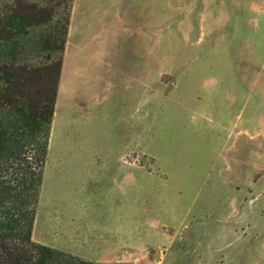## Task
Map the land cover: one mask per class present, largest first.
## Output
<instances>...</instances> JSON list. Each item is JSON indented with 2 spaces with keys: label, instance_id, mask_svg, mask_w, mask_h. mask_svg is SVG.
I'll list each match as a JSON object with an SVG mask.
<instances>
[{
  "label": "rangeland",
  "instance_id": "374dc122",
  "mask_svg": "<svg viewBox=\"0 0 264 264\" xmlns=\"http://www.w3.org/2000/svg\"><path fill=\"white\" fill-rule=\"evenodd\" d=\"M33 240L264 264V0L73 1Z\"/></svg>",
  "mask_w": 264,
  "mask_h": 264
},
{
  "label": "trees",
  "instance_id": "16d2710c",
  "mask_svg": "<svg viewBox=\"0 0 264 264\" xmlns=\"http://www.w3.org/2000/svg\"><path fill=\"white\" fill-rule=\"evenodd\" d=\"M73 1L0 0V264H103L33 240Z\"/></svg>",
  "mask_w": 264,
  "mask_h": 264
},
{
  "label": "water",
  "instance_id": "95a60500",
  "mask_svg": "<svg viewBox=\"0 0 264 264\" xmlns=\"http://www.w3.org/2000/svg\"><path fill=\"white\" fill-rule=\"evenodd\" d=\"M159 252H160V249H157L155 251V257H156V259H159Z\"/></svg>",
  "mask_w": 264,
  "mask_h": 264
},
{
  "label": "crops",
  "instance_id": "0c3cea01",
  "mask_svg": "<svg viewBox=\"0 0 264 264\" xmlns=\"http://www.w3.org/2000/svg\"><path fill=\"white\" fill-rule=\"evenodd\" d=\"M80 63H83V64H84V63H85V61H83V60H82V61H80ZM84 70L86 71V70H87V68L85 67V68L83 69V71H84Z\"/></svg>",
  "mask_w": 264,
  "mask_h": 264
}]
</instances>
